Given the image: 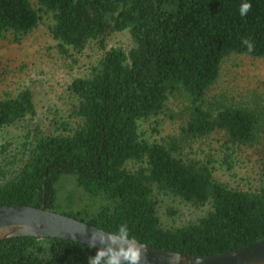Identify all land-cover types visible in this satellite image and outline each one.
I'll use <instances>...</instances> for the list:
<instances>
[{"label": "trees", "instance_id": "1", "mask_svg": "<svg viewBox=\"0 0 264 264\" xmlns=\"http://www.w3.org/2000/svg\"><path fill=\"white\" fill-rule=\"evenodd\" d=\"M244 2L252 10L242 17ZM44 15L59 55L73 57L91 42L101 55L67 84V116L52 131L34 126L20 153L0 165V205L54 211L69 174L78 195L66 196L68 206L81 196L94 208L62 214L110 233L127 223L139 242L193 255L264 238V95L249 102L210 95L228 57L264 59V0H0V40L20 42ZM124 31L128 46L108 45ZM244 38L255 45L251 53ZM170 98L182 101L175 113ZM35 114L31 90L7 94L0 130ZM164 117L179 123L161 129ZM213 136L223 162L239 149L261 154L254 184L231 186L193 151ZM183 207L198 213L178 220ZM97 250L55 237H11L0 239V264H88Z\"/></svg>", "mask_w": 264, "mask_h": 264}, {"label": "rangeland", "instance_id": "2", "mask_svg": "<svg viewBox=\"0 0 264 264\" xmlns=\"http://www.w3.org/2000/svg\"><path fill=\"white\" fill-rule=\"evenodd\" d=\"M49 22L44 15L39 27L20 42L12 41L10 36L0 40V99L27 88L33 94L36 110L33 117L28 116L0 130V165L20 153L21 146L27 143L26 135L34 126H39L44 131H52L55 129L54 121L67 116L72 102L66 91L67 84L74 77L86 75L88 68L95 64L101 55V51L93 42L73 57L59 55L54 46L55 42L47 32ZM107 43L109 46L126 47L130 44V36L127 31L115 33L109 37ZM255 92L264 95V59L231 55L224 61L210 95L223 94L233 101L249 102ZM181 105V99L170 98L168 102L172 113L177 112ZM176 122L179 123V120ZM176 122L173 123L168 117H164L159 127L171 130L177 125ZM147 135L159 136L150 129H147ZM261 141L264 144V138ZM219 144L216 136L208 137L194 144L193 151L210 158L212 163L220 168L216 175L221 180L228 181L231 186L246 188L254 184L261 154H257V150L254 152L252 148L239 149L223 162L226 154L224 149L219 148ZM62 176L63 181H66L61 184L62 188L56 201L58 206L54 211L62 213L76 207H88L93 210L92 203L85 197L80 198L81 196L76 198L75 206H68L66 196L74 195L73 192L77 189L73 176ZM181 212L182 215L177 217L181 221L195 217L198 213L197 210L187 207H183Z\"/></svg>", "mask_w": 264, "mask_h": 264}, {"label": "water", "instance_id": "3", "mask_svg": "<svg viewBox=\"0 0 264 264\" xmlns=\"http://www.w3.org/2000/svg\"><path fill=\"white\" fill-rule=\"evenodd\" d=\"M87 234L79 232L83 228ZM95 225L31 205H0V239L11 237H55L90 245ZM145 259L141 264H264V238L236 249L212 255H193L177 251L162 250L146 243ZM101 245L97 244L96 249ZM175 258V259H174Z\"/></svg>", "mask_w": 264, "mask_h": 264}, {"label": "clouds", "instance_id": "4", "mask_svg": "<svg viewBox=\"0 0 264 264\" xmlns=\"http://www.w3.org/2000/svg\"><path fill=\"white\" fill-rule=\"evenodd\" d=\"M252 10V4L244 2L240 5V15L246 16ZM242 45L251 53L254 51V43L244 38ZM80 234H87L84 227ZM101 247L94 256L88 258V264H141L145 259V246L142 245L134 236L130 235L129 225L121 223L117 231L106 233L100 229L93 230L90 237V247ZM175 259V258H174Z\"/></svg>", "mask_w": 264, "mask_h": 264}]
</instances>
